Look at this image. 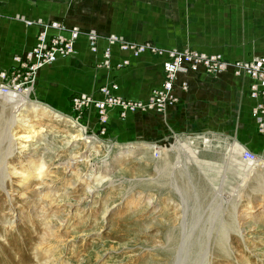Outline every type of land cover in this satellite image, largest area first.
I'll return each instance as SVG.
<instances>
[{
    "label": "rangeland",
    "instance_id": "374dc122",
    "mask_svg": "<svg viewBox=\"0 0 264 264\" xmlns=\"http://www.w3.org/2000/svg\"><path fill=\"white\" fill-rule=\"evenodd\" d=\"M0 2L26 6L25 15L12 16L18 32L61 22L43 16L63 4L77 15L105 12L109 34L71 27L79 38L97 36L95 51H89L102 54L103 61L88 67L94 77L101 69L130 68L128 59L113 60L115 47L132 58L178 51L130 40L136 29L166 28L153 22L157 14L146 0ZM11 68L0 65V71ZM230 69L192 71L206 76L194 93L188 81L181 84V95L191 92L190 102L197 105L182 113L175 108L177 83L176 101L163 110L140 108L143 101L119 96L116 84L102 88L101 98H69L70 86L81 89L82 83L73 67L42 81L39 72L26 92L16 93L29 99L20 109L25 124L15 121L18 109L10 94L0 95V264H203L206 249L214 264H264V127L254 107L246 116L244 76ZM204 86L207 92L214 87V100L202 99ZM83 95L95 105L109 103L105 113L93 114L95 105L74 109L71 102ZM87 114L94 121L84 125L80 120ZM152 116L155 126L148 124ZM169 137L176 139L174 146H158ZM256 164L263 165L251 171ZM235 213L247 217L238 220Z\"/></svg>",
    "mask_w": 264,
    "mask_h": 264
},
{
    "label": "crops",
    "instance_id": "0c3cea01",
    "mask_svg": "<svg viewBox=\"0 0 264 264\" xmlns=\"http://www.w3.org/2000/svg\"><path fill=\"white\" fill-rule=\"evenodd\" d=\"M146 1L150 5L148 10L154 11L157 14L156 17H153V22L160 24L161 21L167 29H156L153 27H148L145 30L136 29L137 31L134 30L132 32L130 40H136L141 43L153 42L158 48L164 50L184 51L191 49L207 55L218 54L225 61L231 63L249 62L257 57H264V0ZM4 3L0 2V65L11 68L15 65L12 61L13 56L24 54L28 50L31 51L35 46L40 29L31 27L18 32L17 30L20 27L13 22L12 16L25 15L27 11L26 6H22L19 2L16 5H5ZM33 12L38 14L37 11ZM43 18L46 20L49 18L59 20L61 21L59 23H63L69 28L80 27L81 30H95L102 34L111 33L110 25L106 21L107 15L105 12L77 15L76 9L70 4H63L56 8L53 7L51 16L44 15ZM62 20L65 21L63 22ZM176 22L179 24L178 27L172 25ZM145 23L138 22L137 24L139 26ZM155 23L151 26H158ZM76 49L78 53H76L75 58L60 59L54 65L42 69L39 73V80L42 81L44 77H48L49 75L53 77L54 74L57 75V73L64 72L66 69L73 67L74 72L77 75H81L78 78H82L81 89L83 90L79 91L81 90L80 88H74L76 86L74 83L73 87L70 86V91L73 94L71 93L69 98L80 93L101 98L102 96L99 91L102 88L108 87V90H110L111 86L116 84L119 96L127 100L139 98L144 101L154 90L161 88L164 82V56L153 58L144 55L140 58H132L129 54H122L115 47L113 49V60L115 61L117 58L128 59L131 61L130 68L112 73L101 69L96 71L98 72V76L94 77L88 67H92L95 63L103 61L102 54L94 57L89 51L88 41L84 37H80L77 40ZM205 76L204 73H189L179 76V82H177V87L179 88L176 87V91L180 100L175 106L176 110L178 109L182 113L188 109L196 108L197 105L190 102L193 100L192 93L200 90L197 83L198 81H203ZM243 79H245L246 83V85L244 83L243 89L245 90L247 100L244 109L246 116L250 117L252 108L255 105V102L249 95L252 81L245 76ZM186 81L190 83V91L192 93L189 92L188 95L183 97L181 95L183 94L181 93V84ZM216 89L218 90V87ZM208 91L204 86V90L200 93L202 94V99L203 97H208L210 100H214V87H210ZM67 94L66 92L60 94L61 99L65 102L67 101ZM200 107L204 108L203 106ZM209 108H213V106ZM207 109L205 107V110ZM94 112L95 110L93 109V114ZM203 113L210 114L206 111ZM93 114H87L85 118L80 120L81 123L84 125L92 123L94 121ZM150 117L148 119H151ZM152 117V121H148V124L152 123L155 126L156 118L155 116ZM253 124L255 126L254 121Z\"/></svg>",
    "mask_w": 264,
    "mask_h": 264
},
{
    "label": "built area",
    "instance_id": "2783aa9c",
    "mask_svg": "<svg viewBox=\"0 0 264 264\" xmlns=\"http://www.w3.org/2000/svg\"><path fill=\"white\" fill-rule=\"evenodd\" d=\"M39 29L35 46L23 57L24 59H16L15 65L9 70L11 75L9 71H0V95L26 92L35 81V76L42 69L54 65L60 59L73 57L76 54L75 46L80 35L78 29H70L67 25L59 22L43 23ZM86 39L89 49L94 52L98 41L97 36L89 34ZM110 40L112 44L118 42L116 38ZM142 47L144 49L142 52H146L147 46ZM131 51L134 53L133 50ZM163 55L165 58L163 65L165 81L161 88L152 92L150 101L146 104L143 102L140 108L163 110L167 102L172 104L176 101L173 89L181 74L191 73L199 68L214 74L217 70H227L231 66L230 70L236 76H245L251 79L249 95L255 102L253 113L261 127H264V57L228 65L223 63L217 55L208 56L198 51H169L164 52ZM106 91L102 92L106 94ZM93 105L95 104H93L91 96L83 95L72 101V107L76 110L93 108ZM108 105L109 103L106 101L97 103L94 110L104 114Z\"/></svg>",
    "mask_w": 264,
    "mask_h": 264
},
{
    "label": "bare ground",
    "instance_id": "6f19581e",
    "mask_svg": "<svg viewBox=\"0 0 264 264\" xmlns=\"http://www.w3.org/2000/svg\"><path fill=\"white\" fill-rule=\"evenodd\" d=\"M118 53V52H117ZM123 53H126L125 51L124 52H122V54ZM130 53V52H129ZM145 53V52H144ZM164 73V78H165V72H163ZM163 85V84H162ZM162 87V86H161ZM10 96H11V99H12V101H13V103H14V105L16 104L17 105V109H18V114L14 117L16 120V122H19V123H26V121H25V119L24 118H20L21 117V111H20V109H21V107L29 100L25 95H22V94H18V95H16L15 93H10ZM151 96V95H150ZM150 96L148 97V98H146V100H144L143 102H144V104H146V103H148L149 101H150ZM22 102V104L21 105H19V103H21ZM27 104V103H26ZM15 105V106H16ZM60 114V113H59ZM59 114H58V117L59 118H61L62 119V116L60 115L59 116ZM70 114V113H69ZM71 116V115H70ZM72 117H74L73 115H72ZM13 118V119H14ZM67 118H68V116H67ZM14 121V120H13ZM70 121V120H69ZM87 125V124H86ZM83 131L85 132V129H83ZM182 145V144H181ZM185 149V148H184ZM167 152V151H166ZM165 152V153H166ZM198 152V151H197ZM197 152H194L195 154H197ZM191 154L193 153V152H190ZM194 155V154H193ZM261 165H263V164H256L254 167H253V169L251 170V171H254V170H257V168L259 167V166H261ZM251 175H253V172H252V174ZM243 179H244V182H246L245 181V179H247L248 178V175H246L245 173H244V175H243V177H242ZM224 181V180H223ZM90 189V188H89ZM192 189V188H191ZM238 189V188H237ZM244 189H245V187H244ZM250 198V197H249ZM214 199H217V197H215ZM215 201V200H214ZM254 205V204H253ZM250 206H252V205H250ZM237 208V207H236ZM254 209V208H253ZM179 210V209H178ZM252 210V209H251ZM244 212V211H243ZM247 213V212H246ZM245 213V215H241V217H239V215H237L236 213H235V217H236V219H238V220H241V219H245L247 216V214ZM248 214H249V212H248ZM239 217V218H238ZM181 218V217H180ZM232 218V217H231ZM180 220V219H179ZM236 222V221H235ZM180 226V225H179ZM183 227H185V225L183 224ZM184 229V228H183ZM214 231V230H213ZM184 240H186V238H184ZM213 241V240H212ZM223 243V242H222ZM225 243V242H224ZM225 245H226V243H225ZM203 246V245H202ZM227 247H228V244L226 245ZM207 251H205V253L203 254V264H214V258H212L213 256H211V254H209V251H208V249H206ZM228 251H230V250H228ZM191 254V253H190ZM202 259H201V261H202ZM218 260V259H217ZM244 264V263H243ZM247 264H249L248 262H247Z\"/></svg>",
    "mask_w": 264,
    "mask_h": 264
},
{
    "label": "water",
    "instance_id": "95a60500",
    "mask_svg": "<svg viewBox=\"0 0 264 264\" xmlns=\"http://www.w3.org/2000/svg\"><path fill=\"white\" fill-rule=\"evenodd\" d=\"M158 146L170 148L171 146H174L176 144V139L173 137H169L167 140H162L157 143Z\"/></svg>",
    "mask_w": 264,
    "mask_h": 264
}]
</instances>
